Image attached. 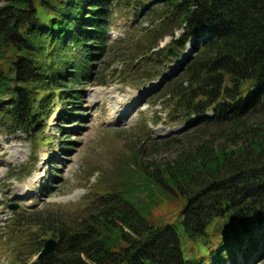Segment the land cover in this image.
<instances>
[{
	"label": "trees",
	"instance_id": "trees-1",
	"mask_svg": "<svg viewBox=\"0 0 264 264\" xmlns=\"http://www.w3.org/2000/svg\"><path fill=\"white\" fill-rule=\"evenodd\" d=\"M135 5L138 16L157 17L153 47L170 36L184 55L190 44L166 81L165 108L198 128L178 156L155 164L152 174L140 167L74 220L47 212L17 218L21 227H37L59 242L56 253L30 262L44 242L26 232L25 243L36 245L20 263L258 260L264 253V0H0V128L42 136L56 102L63 105L62 122L82 117L79 86L107 52L116 9ZM161 52L166 67L172 60ZM165 73L159 69L147 80ZM179 199L184 204L173 223L149 221L159 203Z\"/></svg>",
	"mask_w": 264,
	"mask_h": 264
},
{
	"label": "rangeland",
	"instance_id": "rangeland-1",
	"mask_svg": "<svg viewBox=\"0 0 264 264\" xmlns=\"http://www.w3.org/2000/svg\"><path fill=\"white\" fill-rule=\"evenodd\" d=\"M125 6L115 11L106 37L107 52L98 59L92 78L79 86L82 99L76 112L82 117L63 123L59 119L63 105L56 102L42 136L0 128V264H21L28 259L27 248L36 244L25 243L26 232L33 233L39 243L52 238L37 227H21L22 220L17 218L47 212L74 220L95 197L119 190L140 167L152 174L155 164L178 156L187 136L198 128L175 117L171 107L165 108L170 97L166 81L181 63L171 59L174 62L163 66L160 50L172 48V37L153 47L159 38L154 29L157 17L148 11L138 16L136 5ZM164 68L165 74L147 80V75ZM164 76H168L166 81ZM183 204V199L164 200L153 208L149 221L173 223ZM15 205L19 208L12 211ZM239 264H244L242 258ZM249 264H264V253L258 262Z\"/></svg>",
	"mask_w": 264,
	"mask_h": 264
},
{
	"label": "water",
	"instance_id": "water-1",
	"mask_svg": "<svg viewBox=\"0 0 264 264\" xmlns=\"http://www.w3.org/2000/svg\"><path fill=\"white\" fill-rule=\"evenodd\" d=\"M167 56L171 58H174L175 56L179 57L176 53H174L172 48L168 49ZM17 208H18L17 206L12 207V210H16ZM57 246H58V242L56 240L49 239L44 243V248L37 256V259L39 261L44 260L47 256L57 251Z\"/></svg>",
	"mask_w": 264,
	"mask_h": 264
}]
</instances>
